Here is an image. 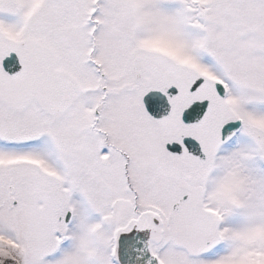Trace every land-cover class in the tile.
Masks as SVG:
<instances>
[{"label": "snow or ice", "instance_id": "6c2138e0", "mask_svg": "<svg viewBox=\"0 0 264 264\" xmlns=\"http://www.w3.org/2000/svg\"><path fill=\"white\" fill-rule=\"evenodd\" d=\"M0 264H264V0H0Z\"/></svg>", "mask_w": 264, "mask_h": 264}]
</instances>
